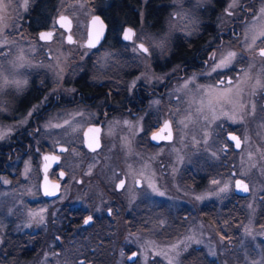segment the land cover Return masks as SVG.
I'll use <instances>...</instances> for the list:
<instances>
[{"label": "rangeland", "instance_id": "374dc122", "mask_svg": "<svg viewBox=\"0 0 264 264\" xmlns=\"http://www.w3.org/2000/svg\"><path fill=\"white\" fill-rule=\"evenodd\" d=\"M3 4L7 5V8L6 11L0 9V16L4 17L0 21V148L2 145L12 144L15 139L20 142L21 151L30 150L34 153L32 156L36 154V157L33 159L29 157L30 155L20 154L16 160H10L9 156H5L3 160L0 159V162L6 161L8 170L5 173L0 171V264H78L79 257L83 255L79 254L81 253L79 252L80 246L84 248L90 242L88 246H94V239H83L80 236L70 235L65 240H58L56 238L58 230L55 226L60 220L58 213L60 205L64 201L74 204L82 203L85 210L89 212L94 210L98 197L100 199L103 194L115 189L116 173L119 169L122 172L131 173L134 178L139 174L145 176V182L156 189L160 188L162 183L164 186L177 185L181 197L184 198L182 195L184 194L186 199L191 201L190 206H193V211L196 208L197 215L185 218L184 214L187 212L182 211L180 228L174 235L161 233L159 232L160 227L154 225L149 236L132 239L134 246L141 250L138 259L132 264H158L159 261L165 264H209L208 257L215 261L223 256L227 257L228 264H264V223L257 224L259 209L257 204H260V196H264V115H260L256 120L259 137L254 136L251 122L254 112L260 111L264 114V106H262L264 94L263 88L260 87V96L256 99V95H250L248 87V84L257 83L258 80L260 84H264V60L251 57L249 63L245 64L241 77L224 91H220L213 84V80L222 70L232 71L230 72L232 77H236L237 71H240L243 66L238 62L242 49L246 51L245 54L250 52L258 54V47L264 46V37L259 36L260 31L264 29V15L260 12L264 8V1L256 5L249 3L248 0H171L163 28H152L151 21L149 24L142 23L140 26L137 39L148 45L149 53L140 50L136 43L112 46L110 42H107L96 49L87 47L85 40L88 20L97 11L98 6L94 0H56L48 26L57 31L50 42L41 41L38 33L26 27L30 0H3ZM233 4L235 7H230ZM221 7H223L222 10H220ZM242 7L246 10L242 11ZM252 8L255 9L253 14L250 13ZM61 13H67L73 17L75 25L72 32L82 40L81 42L79 39L74 43L66 40V32L56 25V17ZM215 13L219 16L216 22L219 28L232 22L233 17L236 16L239 20L247 19L238 26L240 28L239 37L232 32L226 36V42L218 54L217 61L209 70L187 72L185 77H180L178 86L164 101L157 96L150 97L148 105L150 117L147 129L151 132L156 122L161 123L166 118H170L173 122L175 138L172 142H163L158 147L148 139L143 144L147 152L144 159L141 151L142 145L136 141L135 134H129L128 128L122 124L118 125L115 119L107 123L104 143L98 152L93 153L84 146L83 130L92 119L95 108L86 109L87 107L83 106L72 107L57 103L46 118L41 117L38 122L41 130L38 134L33 133L30 139L28 133H23V131L27 130L25 125L32 117L33 110L25 111L26 113H23V110L18 111V121H13L11 118L12 110L16 113V97L22 95L21 93L28 88L37 85V87L44 88L50 84V90H65L67 86H70L68 80L86 72L93 79L103 78L114 72L117 75L123 71L136 72L138 74H135V80L145 79L150 86L159 84L165 75L180 70L182 67L179 63L171 67L173 63L166 59L167 56L172 55L171 51L175 45L184 43L190 46L189 40L205 30L208 18ZM143 14L144 10L139 13L141 20ZM256 37L258 39L253 44V38ZM162 40L163 48L157 47L156 45ZM229 52L237 54L231 65L213 71L212 69L216 68L220 60ZM254 72L257 73V79H252ZM15 81L19 84L14 83ZM194 81L196 85H199L196 89L192 86ZM206 88H211L213 92L210 93L211 101L208 105L213 111L218 107V102L212 98L213 96L229 98L230 105L225 113L215 111L210 115L207 107L208 95L205 94ZM42 102L43 100H39L36 108H39ZM158 114L161 118L159 120ZM223 114H225L224 117H222ZM222 119L228 120L232 127H240L244 133H247L248 139L243 149L240 151L233 149L234 152L228 156L236 163L238 174L249 178L252 184V194L245 199L244 203L242 202L241 226L235 221L237 217L230 219V222L235 221L234 224H230V227L238 224L242 234L234 235L228 241L214 238L217 234L210 233L205 221L199 218V211L206 206L208 200L221 198V195L229 200L233 199L234 179L231 174L224 182L218 176H215L216 179L208 180L204 186L203 184L200 186L198 181V184H195L196 187L191 185L192 188L188 191L189 181L180 173L183 172L182 168L189 166L185 159L188 153L190 159H199L197 166L202 167L203 171L209 162L205 156L219 158L224 154L228 140L225 138L226 129L220 126ZM66 121L70 123H65ZM215 122H218V127L214 126ZM133 129L136 130L134 122ZM28 139L29 141L26 142ZM63 145L67 146L68 150L64 152L61 165L72 173L63 196L45 208L38 206L31 213L33 222L35 220L37 222L39 220L49 221L48 226L51 225V231L46 234L44 241H47L50 248L40 249L42 246H47L40 244L35 255L19 253L15 249L13 233H11L15 229L12 217L15 202H17L14 196L13 179L15 167L18 162H21L23 167L21 176L26 179L36 169L37 174L42 175V150H57ZM10 148H12L11 145ZM94 164L98 166V169L94 170ZM79 176L82 177L81 183L77 182ZM167 176L171 177L169 182L166 181ZM203 176L207 177L200 175V177ZM198 177V175L188 176V174L186 176L190 180ZM179 181L180 187L178 183H175ZM72 193H75L74 197H71ZM21 204L25 206L23 213L29 218L30 207L26 202ZM49 208L51 212L46 213ZM118 228V231L123 229L122 233H124L125 224L122 217ZM122 233L120 236L118 232L116 236L115 248L124 238ZM157 234L163 237L158 238ZM171 237L172 242L169 241ZM217 241L224 244L225 254L219 250L216 252L215 248H212L215 242L216 246L218 245ZM62 246L65 250L61 253L58 250ZM198 246H201V249ZM206 246L211 247V250H203ZM121 253L119 248L114 255L102 253L99 255V263L128 264L127 260L126 262L123 260L124 255ZM151 255H154V261L151 260Z\"/></svg>", "mask_w": 264, "mask_h": 264}, {"label": "flooded vegetation", "instance_id": "af4514ba", "mask_svg": "<svg viewBox=\"0 0 264 264\" xmlns=\"http://www.w3.org/2000/svg\"><path fill=\"white\" fill-rule=\"evenodd\" d=\"M143 1L144 0H94V3L98 6L97 11L92 16L101 15L107 23V31L105 38L98 45L89 46L87 44L90 21L89 19L85 45L89 48L96 49L103 44H106L107 42H110L112 46H125L136 43L139 49V46L141 44L146 45L148 52L145 53H149L150 49L148 45L142 40L137 39L140 26L142 23L144 25H146V23H150L148 17V10L150 9L151 13L156 14L155 20L157 22L156 25L155 23H153L154 21L151 22L150 26L154 29H159L161 27L163 28L165 15L168 12L171 0H146L145 3H143ZM248 1L249 3L257 5L259 2L264 0ZM51 2L52 0H30L29 12L27 13L26 17V27L28 28V30H31L38 34L40 33V31L50 30L53 31V38L55 37L57 30L49 28L48 26V24L50 23V17L52 16V12L54 10L52 9ZM223 7H221L220 10H222ZM242 9V11L246 10L245 7H242ZM142 10H144V14L143 19L141 20L139 13ZM254 12L255 9L252 8L250 10V13L253 14ZM62 14L69 15L73 20V27L70 31H67L57 23V17ZM217 14L218 13H215V15H210L205 30L201 34L195 36L192 40H189L190 46L185 45L184 43L175 45V47L171 51L172 55L167 56L168 58L166 59H168L169 62L173 63L171 67H173L177 63H179V65L182 64V67L180 70L171 72L167 76L165 75L163 77V80H161L159 84L150 86L148 84V81H146L145 79L141 78L140 80H135V74H138L136 72L132 73L123 71L118 75L114 72L111 75L104 76L103 78L94 79L93 77L88 76V73L86 72L85 74L82 73L76 78H71V80H68V85L70 86H67V88H65L66 91H54L53 89L50 90V84H48L44 88L40 86L37 87L38 85L36 87L32 86L28 88L24 93H21L23 96L20 95L16 97V103L14 102L16 113H13L12 110L11 118H13V121H18V111L20 112L21 110H23L24 113L25 111L29 112L31 109L33 110V112L31 113L32 117L25 125L27 127V130L23 131V133H28V138L30 139L33 133L38 134L40 132L41 128L38 122L40 121L41 117L44 116L46 118V116L49 114V111H51L57 103L58 105L64 104L72 107L83 106L87 107L86 109L95 108L92 119L88 122V124H86L83 130L84 146L93 153L98 152L104 143L103 138L107 123L110 120L115 119L117 120L118 125L122 124L128 128L127 132L129 134H135L136 141H138L142 145L141 151L142 155L144 154V156H142L144 159L147 152H145L146 148L143 147V144L144 142H147L148 139L151 140L152 144L158 147L161 145V143L172 142L175 138V130L173 122L170 118H166L161 123H159V121L156 122L151 129V132H149V129H147L150 117L148 111L150 97L157 96L164 101L166 97L178 86V80L180 79V77H185L187 72H205L211 68L213 63L217 61L218 54L224 47V44L226 42V36H228L230 32L238 37L240 36V28H238V26L240 25V23L243 24L247 18L239 20L237 16L233 17L232 22L224 25L226 26L225 28H223L224 26L219 28L216 23L219 17ZM59 15L56 17V25L66 32V40L69 43L77 42L79 38L75 33L72 32L75 25L73 17L67 13H61ZM128 27L133 29L132 39L124 38V32ZM69 35L72 36L71 41L67 39ZM40 40L43 42H50L44 41L41 38ZM81 41L82 40H80V42ZM182 47H186V49L189 48V51H186L188 52L186 55L180 53V49ZM261 48H264V46L258 47V54H254V52L245 54L246 51L242 49V52L238 59V62L243 65L241 67V70L237 71L236 77H232L230 73L232 71H229L227 69L222 70L219 76L214 79L215 81L213 80V84L215 85V87H217V89H220V91L226 90V88L229 86L227 81H231L232 84L234 81H236V79H239L244 71L245 64L247 62L249 63L251 57L262 58L264 60V57H261L259 55V50ZM182 53H184V51ZM213 56L216 57L215 61H213L212 59ZM179 72L182 73V75H180ZM162 73H165V71H162ZM256 75L257 73L254 72L252 79H257L258 77ZM221 80L225 81L226 83L220 84ZM193 83L194 84L192 86L194 89H196V86L199 85H196L195 81ZM248 87L250 95H256V99H259L261 88L258 86V84L256 82H252L251 85L248 84ZM201 89L203 88L201 87ZM206 90L207 91H205V94L206 96L208 95V107L211 101L210 93L212 92V89L206 88ZM212 98L216 102H218V107L214 111L211 107H208L210 115H212L215 111L225 113L230 105L229 98L221 96H213ZM39 100H43L42 105H40L39 108H36L38 106L37 102ZM262 106H264V101L262 103ZM38 109L40 110L38 111ZM260 115L262 116L264 114L260 111L254 112L251 119V122L253 124L252 127L254 136L257 137H259V135L256 129V120ZM158 116V120L161 119L159 114ZM224 116L225 114H223L222 117ZM118 120L123 121L120 122ZM133 122L135 124L136 130H132ZM90 125L99 126L101 129V145L99 148L94 150L90 149L85 144L84 138L85 130ZM214 126L218 127V122H215ZM220 126L223 129H226L225 138L228 140L227 145H225L224 154L219 158L205 156V158L209 160V162L208 166L204 167L205 171H203L202 167L197 166V160L199 159H190V155L188 153L185 156V159L188 161L189 166L186 168H182L181 170L183 172L180 173L185 176V179L187 181H189L187 183L188 191L190 188H192V186L196 187L195 184L198 181L200 186L202 184L204 186L208 182V180L215 178V176H218L220 177L221 181L224 182L228 179V175L231 174L232 179H234L233 199L231 198L229 200V198H225L223 195H221V198H214L210 201L208 200L206 202V206L199 211V218L205 221L206 227L209 229L210 233L213 232L214 235L217 234V236H215L214 238H221L228 241V239H231L234 235L238 236L239 234H242L241 227H238L237 225L239 224V226H241V221L243 218V215L241 214V211L243 212L242 202L244 203L245 199L252 194V184L249 178L245 177L244 175L238 174L237 168L235 167L236 163L232 161L228 156L234 152L233 149L235 151H240L243 149L244 145L247 142L246 139H248L247 133H244L240 127H232L229 124V121L226 119H222V122H220ZM157 131H160L162 136H168L171 132L173 138L171 140L163 138L160 143H155L153 142L151 136L154 132ZM229 134L238 135L236 137L240 141V147L236 146V141L231 139ZM29 139L26 142H28ZM19 143L20 142L18 140L13 139L12 144L2 145L0 148V159L3 160L5 159V156H9L10 160H16L20 154L30 155L29 157L35 159L36 154L33 157L32 155H34V153L30 150L21 151L22 148L19 146ZM10 145L12 146V148H10ZM61 148H57V150H42V175L40 173L37 174V169L35 168L36 170H34V172H31L29 174L30 177L26 179V177L21 176V170L23 168L21 166V162H18L17 166L15 167L13 179L15 183L14 196H16L17 202H15L12 217V222L15 225V229H13V232L11 233H13L12 238L14 240L15 249L19 251V253L25 255H35L38 250V245L40 244L47 245L42 246L40 249L50 248L48 247L47 241H44L46 239V234L50 233L51 231V225L48 226L49 221L39 220L38 223L37 220H35L33 222V220H31V213L33 212V210L35 211L38 206H44L45 208L47 207V205L59 200L63 196L65 186L70 180L72 173L64 169L61 165L64 160V152L68 150L67 146L64 145ZM48 153L59 155L58 163L52 165L48 170L50 179L52 181L60 183L59 194L54 197H49L47 194H45L42 187L43 178L45 175L42 166L45 161V156ZM5 162L6 161L0 162V171L2 170L4 173L8 171ZM33 162L35 163V161ZM156 168L158 170V167ZM96 169H98L97 165L95 166L94 170ZM187 174L188 176L198 175L199 177L192 178L193 180H190L189 178H186ZM200 175H205L207 177H200ZM116 176L117 179L114 186L115 189L109 190L107 193L103 194V197L101 196L100 199L98 197L97 205L95 208H93L94 210H91L90 212L88 210H85L82 206V203L74 204L69 203L68 201H64L60 205V209L58 210L60 220L58 221V225L55 226V228H57L58 230L56 238L58 240H65L67 236L71 235L72 237L80 236L83 239H94V246H88L91 244V242L84 248L83 246H80L81 250L79 252L81 253L79 254L83 255L79 257L78 264H100V254L108 253L114 255L118 251V248L121 249V254L124 255L125 259L123 258V260H125V262L127 260L128 264H132L138 259V256L141 252V250L137 246H134L132 239L138 237L144 238L145 236H149L152 232L151 228L154 229V225L160 227V230L156 229L157 231L159 230V232L161 233H167V235H174L176 234L175 232H177L180 228L179 224L181 222L180 217L182 211L187 212L184 214L185 218H189L191 216L193 217L194 215H196V208L195 211H193V206H190L192 204L191 201L186 199V196L184 194H182L184 198L181 197L177 185L171 186L168 184L167 186H164L162 183V186L156 189L154 186H150L147 182H145V176L139 174L134 178L131 173L122 172L120 169L117 171ZM165 178L167 182L171 180V177L169 176ZM239 178L247 181L249 185L250 192L246 195L240 194L236 191V182ZM121 181H124L123 186H121ZM77 182H82L81 176L77 178ZM175 183H178L180 187V181ZM100 184L102 185V187H104L102 183ZM107 190L108 189H106V191ZM161 193L163 195H161ZM74 196L75 193H72L71 197ZM22 202H26L30 207L29 218H27L23 213L25 211V206H22ZM259 202L260 204H257L259 207L257 214V224H260L261 222L264 223L263 195L260 196ZM49 211L51 212V208H49L46 213H48ZM240 216L242 217L240 218ZM88 217H91L92 219L89 221V223L85 224L84 221L88 219ZM121 217L124 219L125 224L124 233H122L123 229L121 231H118ZM232 217H237L235 221H237L238 224L234 227H230V224H234L235 222H233L232 220L230 222V219H232ZM262 223L260 225H262ZM118 232L120 236L121 233L124 234V238L120 240L118 246L115 248L114 243L116 236H118ZM159 236L161 237L162 235L157 234L158 238H160ZM172 239L173 238L171 237L169 241L172 242ZM217 244L218 245L216 246L215 242L212 248H215L216 252L217 250H219L222 251L223 254H225L223 248L224 244H222V242L220 241H217ZM198 247L199 249H201V246ZM64 250V246H62L58 251L62 253ZM203 250H211V247L206 246ZM135 253V259L131 260L132 255ZM150 258L152 261L155 260L154 255H151ZM208 260L209 264H228L227 257L225 256H223V258H217L215 261L212 260L211 257H208ZM158 264L165 263L163 261H159Z\"/></svg>", "mask_w": 264, "mask_h": 264}, {"label": "water", "instance_id": "95a60500", "mask_svg": "<svg viewBox=\"0 0 264 264\" xmlns=\"http://www.w3.org/2000/svg\"><path fill=\"white\" fill-rule=\"evenodd\" d=\"M57 23L59 26L65 28L67 31H70L73 27V20L69 15H59L57 17ZM129 30H131L129 32ZM106 31H107V23L106 21L103 19V17L101 15H94L90 18L89 21V28H88V40H87V44L90 45H98L104 38L106 35ZM48 34L51 33V38L50 39H42L44 41H51L53 39V31H40L39 36L41 38V34ZM125 33H128L132 39L133 37V29H131L130 27L126 28L125 32H124V38H125ZM70 37V39H69ZM69 41L72 40V36L69 35L67 38ZM145 48L146 45L142 44ZM100 133H101V129L99 126H95V125H90L86 128L85 133H84V138H85V144L92 150L97 149L100 147L101 145V140H100ZM170 135V138H169ZM168 136H162L160 131L154 132L151 136L153 142L155 143H160L162 141L163 138L167 139V140H171L173 138L172 133L170 132ZM153 136L156 137V139H153ZM230 137L233 136H238V135H234V134H229ZM236 141V140H235ZM237 144V141H236ZM239 145H240V141H239ZM240 147V146H239ZM59 161V155L57 154H51L48 153L45 156V161L43 164V170L45 172L44 178H43V183H42V187H43V191L45 194H47L49 197H54L57 196L59 194L60 191V183L59 182H55L52 181L48 175V170L50 169V167L52 165H55L56 163H58ZM241 182V186H237V182ZM236 182V191L240 194H248L250 192L249 190V185L247 183V181L243 180V179H237ZM243 185H247L248 191H244L243 190ZM136 256V253L132 255L131 260H134Z\"/></svg>", "mask_w": 264, "mask_h": 264}, {"label": "snow or ice", "instance_id": "6c2138e0", "mask_svg": "<svg viewBox=\"0 0 264 264\" xmlns=\"http://www.w3.org/2000/svg\"><path fill=\"white\" fill-rule=\"evenodd\" d=\"M230 7H235V4L230 5ZM6 8H7V5H4V4H3V0H0V9H3V10L6 11ZM260 12H261V15H264V8H262V9L260 10ZM3 19H4V17H3V16H0V21H2ZM130 31H131V30H129V32H130ZM259 36L264 37V29H262V30L260 31ZM50 38H51V33H48V34H43V33H42V34H41V39H50ZM130 38H131V36H130L128 33H125V39H130ZM69 39H70V37H69ZM165 39H166V38H165ZM256 39H258V37L253 38V41H252L253 44H255ZM90 46H94V45H90ZM156 46H157V47H161V48H163V46H164L163 40H162L158 45H156ZM139 47H140V49H142L144 52H148V49L145 48L142 44H141ZM236 55H237V54H236L235 52H229L228 55H227L226 57H224V58H222V59L220 60V62L216 65V68H213L212 70H213V71H217L218 69H223V68H227V67H229V66L231 65V63H232V60L236 57ZM259 55H260L261 57H264V48H261V49L259 50ZM212 59H213V61H215L216 57L213 56ZM6 82H7V81H6ZM14 83L19 84L18 81H15ZM225 83H226V82L223 81V80L220 81V84H225ZM227 83L230 85V84H231V81H227ZM257 84H258L259 87L264 88V85L260 84V81H259V80L257 81ZM65 123H70V121H66ZM169 138H170V135H169ZM153 139H156V137L153 136ZM231 139L237 141V144H236L237 147L240 146V145H239V139H238L237 137L233 136V137H231ZM214 183H215V181H214ZM123 184H124V181H121V186H123ZM237 186H238V187L241 186V182L238 181V182H237ZM243 190H244V191H248L247 185H243ZM161 195H163V194L161 193ZM91 219H92L91 217H88V219H86V220L84 221L85 224L89 223V221H90Z\"/></svg>", "mask_w": 264, "mask_h": 264}, {"label": "trees", "instance_id": "16d2710c", "mask_svg": "<svg viewBox=\"0 0 264 264\" xmlns=\"http://www.w3.org/2000/svg\"><path fill=\"white\" fill-rule=\"evenodd\" d=\"M55 3H56V0H52V2H51L52 9L55 8V7H53ZM148 12H149V14H148V15H149V16H148V17H149V21H151V22L154 21L153 23H155V25H156V24H157V22H156V20H155V19H156V17H155L156 14H155V13H151V12H150V9L148 10ZM183 51H184V53H182ZM186 51H189V48L186 49V47H182V48L180 49V53H181V54L186 55V54L188 53V52H186ZM180 53H179V54H180ZM181 54H180V55H181ZM180 57H181V56H180Z\"/></svg>", "mask_w": 264, "mask_h": 264}]
</instances>
